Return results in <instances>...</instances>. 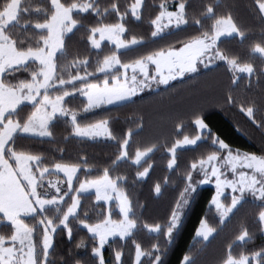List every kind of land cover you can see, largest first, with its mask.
Returning a JSON list of instances; mask_svg holds the SVG:
<instances>
[{"label":"snow or ice","instance_id":"obj_1","mask_svg":"<svg viewBox=\"0 0 264 264\" xmlns=\"http://www.w3.org/2000/svg\"><path fill=\"white\" fill-rule=\"evenodd\" d=\"M189 2L152 0L153 10L145 17V0H124L123 5L121 0H0V264H87L72 247L66 255H55L58 232L70 243L82 233L75 248H85V239L90 240L86 255L92 264H126L123 247L109 238L122 244L130 240L129 264H163L159 237L165 248L173 241L186 207L204 183L215 186L206 205L215 209V223L206 214L199 217L193 234L198 250L246 203L256 208V231L264 235V0H251L259 39H249L252 27L242 24L232 7L218 11L216 0H202L199 10L191 12ZM129 18L146 22L151 40L172 30L191 31L129 56L146 42L130 30ZM77 32L86 51L70 54L69 40ZM223 38L249 40L245 56L221 47ZM217 61L229 76L223 104L259 130V151L234 149L209 128L199 107L173 121L171 138L163 144L141 145L137 139L133 146V137L143 131V116L120 135L107 116L85 119L104 106L134 103L154 86L159 91L177 78L198 76ZM241 78L259 92L234 94ZM76 97L81 104L71 107ZM57 122L69 129L64 140L105 137L116 150L100 164L89 162L85 152L66 159L63 146L52 145L58 156L33 147L34 141L55 139ZM184 146L199 151L181 170ZM158 147L167 154L166 167L177 173L179 186L164 220L148 222L139 215L145 202L133 198L128 174L117 169L128 164L135 168L131 184L142 182L150 176L154 161L149 157ZM168 184L166 174L150 191L162 195ZM138 228L157 239L145 247L135 238ZM252 239L241 224L215 264H264V245L242 247ZM105 245L111 248L110 259L103 255ZM178 264H198L196 254L184 251Z\"/></svg>","mask_w":264,"mask_h":264},{"label":"trees","instance_id":"obj_2","mask_svg":"<svg viewBox=\"0 0 264 264\" xmlns=\"http://www.w3.org/2000/svg\"><path fill=\"white\" fill-rule=\"evenodd\" d=\"M103 3L104 0H101ZM124 0H121L123 5ZM202 0H190L189 9L191 12H196L201 6ZM218 11L224 10L225 7H232L237 19L245 26H251L249 39H259V21L255 19V14L251 10V0H216ZM153 10L152 0H145V17ZM129 28L132 32L143 35L146 42L128 53L129 56L136 52H141L145 49L156 45L171 43L174 39H180L185 32L191 29L182 31L172 30L165 33L162 38L151 40L148 39L150 26L144 21H136L129 18ZM221 47L230 52L239 53L242 57L246 54L249 40L243 43L235 39L223 38L220 41ZM107 47V43H103ZM74 51L85 52V46L80 38V32L75 33L69 40V53ZM259 64V61H256ZM171 86H160L159 91L154 89L147 90L146 96H141L134 103L127 104L123 107L104 106L100 109L90 112L85 119H91L93 116H107L111 121V127L117 135L122 131L134 125L139 121V117H144L143 131L139 132L137 137H133V146L137 139L141 145L148 144L153 141H160L161 144L165 140H170V133L173 128V121L178 117L190 112L191 109L199 107L202 111L203 118L214 132L222 139L233 146L234 149L259 151L261 145V133L255 129L247 118L234 107H228L223 104L222 96L225 94L229 85V76L222 64L217 61V65L209 71H201L198 76L190 78H177L170 82ZM259 92V88L250 87L246 80L241 78L239 84L234 89V94L247 97L249 94ZM81 98L76 97L69 101L71 107H79ZM69 129L63 122H57L52 131L55 139L49 141L45 139L41 142H32L33 147L44 151L52 156H58L56 148L63 146L64 158L75 159L80 152L87 153L89 162L106 163L116 150V144L109 139L87 140L70 137L64 140V133ZM191 131V129H187ZM24 143L25 141H21ZM207 143V141H206ZM55 144L56 148L52 145ZM199 150H194L193 147L184 148L180 151V168L183 169L187 160L198 154ZM150 159L154 161L150 176L146 177L142 182L132 185L131 177L134 176L135 168L128 164H121L117 171L127 173L129 176V190L133 193V198H139L145 202L142 212L139 213L142 220L152 222L155 220H164L171 203L177 193L179 180L177 173L172 169H167L166 158L167 154L162 147H158L150 154ZM169 177V184L164 188L163 194L157 196L150 191V187L157 179H163L165 175ZM176 182L173 186L172 182ZM212 185L201 187L198 185V190L188 207L184 211L182 222L179 225L175 237L171 243L165 248L163 237H159L161 257L163 264H178L179 258L184 251L191 250L196 254L198 264H215L221 249L232 239L233 234L241 224H246L249 231L253 234V239L244 243V249H253L264 245V235L256 231L257 225L254 221V212L256 208L250 203H246L232 216V218L224 225L219 234L208 243L206 248L198 250L197 243L193 239L194 229L198 224L199 217L206 214L208 219L215 223L214 215L206 209L207 201L210 198L211 192L214 191ZM88 201H85L87 205ZM3 228L0 227V231ZM82 233H76L75 239H79ZM135 238L139 240L145 247H148L151 242L157 237L155 234H150L142 228H138ZM75 239L70 243L68 237L58 232L55 238V255H66L69 247L73 248V252L77 257L84 258L87 264H92L90 258L86 255V251L90 248L91 241L85 239V248H75ZM110 243L117 248L123 247L124 259L126 264H129V250L131 243L129 241L122 242L116 238ZM241 245L237 243L234 246V251L238 252ZM105 258L111 256V248L106 245L103 249ZM57 264L59 262L57 261ZM145 264H148L147 260Z\"/></svg>","mask_w":264,"mask_h":264},{"label":"rangeland","instance_id":"obj_3","mask_svg":"<svg viewBox=\"0 0 264 264\" xmlns=\"http://www.w3.org/2000/svg\"><path fill=\"white\" fill-rule=\"evenodd\" d=\"M107 43V41H103L102 43ZM154 88H155V86H154ZM84 139H87V140H99V139H102V140H104V139H107V138H105V137H98V138H95V139H88V138H84ZM189 147H193V146H184L182 149H184V148H189ZM207 185H212L213 187H214V189H215V186L213 185V184H208V183H204V184H200V186L201 187H203V186H207ZM230 191V190H229ZM209 212H211L213 215H215V209L214 208H212L211 210H209ZM119 239V238H118ZM109 240L111 241L112 239L111 238H109ZM106 246V245H105ZM104 246V247H105ZM104 249V248H103ZM130 257V256H129Z\"/></svg>","mask_w":264,"mask_h":264}]
</instances>
